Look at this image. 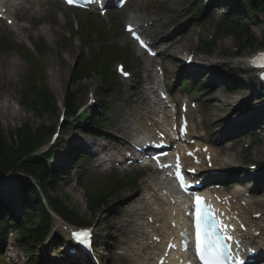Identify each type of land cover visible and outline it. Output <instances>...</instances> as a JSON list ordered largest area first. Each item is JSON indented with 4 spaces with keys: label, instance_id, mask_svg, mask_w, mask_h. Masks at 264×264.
Returning <instances> with one entry per match:
<instances>
[{
    "label": "rangeland",
    "instance_id": "rangeland-1",
    "mask_svg": "<svg viewBox=\"0 0 264 264\" xmlns=\"http://www.w3.org/2000/svg\"><path fill=\"white\" fill-rule=\"evenodd\" d=\"M156 1V0H152ZM208 2V0H207ZM205 4L204 2L198 3V9L203 8ZM43 7L44 12H42L39 16H29V15H21L19 20V27L24 28L26 30V33H20L18 30H14L12 27H8L5 23L0 22V40H7L12 41L14 45L20 46V47H27L32 49V45L38 46L39 44L43 43L45 47L41 46L42 51L41 53H34L37 57V62L41 65V71L44 74L43 82L45 80V84L48 86V88L51 90L52 95L55 97L56 103L58 102V113L56 115H47V114H40L37 111H34L29 108H25L21 104V90L24 88V83L27 80L28 77V65L25 61L24 57H20L17 52L15 51H1L0 52V62H2L7 68L9 67H18V73L17 75H14L11 79L4 78L0 75V120L1 125L3 128L4 133L7 134L15 129H18L22 127L24 124L28 123L32 129L36 130L39 127L46 126V127H55L57 128L59 126V117L62 114V106L63 102L65 100V97L69 91H78V103L80 105H84V103L87 101V94L91 91H96V99H101L102 102L107 103L108 105V115L107 119L109 122L106 124V126H110V129H108L112 134L120 135V130L118 128L117 124V113L125 107L123 106V101L120 98L121 91L126 90L125 87L119 86V90H117L116 94L113 98L107 99L104 98V95L101 94L102 87V80L98 77H93L92 80L84 82L82 84H79L78 86H71V78L73 73V68L75 65V61L80 55V51L82 48V43L80 41V35H81V28L85 27L89 29V35L90 40L92 43L96 44L98 41L99 30H104V35L108 39H112L118 44V48L120 50H129L134 51L135 48L132 47L129 42L128 36L123 32L124 25L129 22V18L127 20H124V14L121 16L120 20L116 24L109 23L107 21H104L100 18H96L94 16H89L92 19L96 20V24L88 23L84 21L83 16H71L70 21L71 25L67 24V27L61 26V28L56 29H50V22L53 21L59 14L56 8L50 7ZM166 8V7H165ZM213 8V7H212ZM140 9V5L137 4L133 7V9L128 10V16H132L133 14H136L138 10ZM167 9L170 11L177 10V13H183L186 14L190 10V4L187 2V0H169V3L167 5ZM154 6H143L141 11H147L153 14L155 17H158L159 14H155ZM224 13V11L216 10L213 12V18L212 22L208 24L207 21L201 20L200 26L198 28H192L188 26L187 28V38H184L182 44L185 45L186 48L185 51L188 50L189 46L192 49L191 51H195L194 53L200 51L199 49V42L198 40H201V37L204 38V40L208 39L212 34V26H215L217 23H219V15L220 13ZM162 13V12H161ZM123 20V22H122ZM262 22L260 25H257L256 23L250 24V31L253 36V38L256 40V42L260 43L262 40V37L264 36V21L260 19ZM186 24V23H185ZM120 26L121 28L117 27ZM79 29V30H78ZM9 36V38H8ZM32 44V45H31ZM237 43L233 38L227 37L223 40H219L216 46V49L213 52V55L208 57L205 55H201V60H203L206 63L215 64L213 68H216L219 66H225L230 69H235L237 71H244L245 65L241 61V59L246 60L248 58H251L249 54L255 53V50L250 49L249 47L246 48L242 52V57L240 59H233L231 58V53L236 51ZM183 50V49H182ZM264 50V49H263ZM190 52V53H192ZM181 53L183 51H179L177 53L171 54V60H177V57H181ZM253 53V54H254ZM193 54V53H192ZM139 56L137 52H133L132 55V64L134 62L140 63L142 60H138ZM52 66V67H51ZM216 69V72H218L221 75H225L224 71H220ZM212 71L211 69H209ZM5 71H8L7 69ZM56 71V72H55ZM208 70L204 71V78L200 77L205 81V84L208 85L211 83V78L214 72H206ZM61 74H59V73ZM176 75H180L179 77H182V74H180V70L177 69L174 71ZM235 78L237 80L242 82V88L244 89V85L248 88H252V86L256 85L257 83L255 80H251L247 74L241 75L240 73L236 72ZM193 75V74H191ZM178 77V76H177ZM193 77V76H191ZM172 84L177 82V79L175 76L173 77ZM228 79V78H227ZM136 82V79L129 82V84H133V82ZM236 81V79L234 80ZM234 81H232L234 83ZM253 81V82H252ZM41 84V82L39 81ZM44 84V83H43ZM190 84V82H189ZM235 85V86H234ZM230 86V85H229ZM229 86H218L213 87L211 90L204 89L205 92L202 94V96H198L199 101L204 99L206 94H209L211 92H215V94L212 97V105L204 104L203 102H198L201 106V111L203 114V117H205L209 113L208 121L205 124V127L208 128V126H216L222 124V122L225 120L227 116L234 115L235 111L234 108L237 107V98H240L239 96L243 95L242 97H247V92L244 91H235L234 93L229 92L226 90ZM234 86L233 88H236V84H232ZM128 88V87H127ZM231 88V87H230ZM238 92V93H237ZM207 101V98H205ZM253 99V98H252ZM250 100V102L252 101ZM204 101V100H203ZM118 102V103H117ZM205 102V101H204ZM206 103V102H205ZM230 104L232 107H227V105ZM249 104V102H248ZM247 104V105H248ZM260 106L264 107V104H259L257 108ZM4 107H11L12 111L10 109H2ZM228 108V109H227ZM256 108V109H257ZM110 110V111H109ZM1 112L4 113V115L7 117L8 120H6ZM233 112V113H232ZM14 115V118H13ZM233 117V116H231ZM227 125H223L220 127L216 132L225 130ZM264 132H262L260 137V142L258 144H254L252 151L249 153V156H251V160L256 161L259 160L261 157L264 159ZM105 137L103 138L101 145L107 144V142L110 140L109 138H106L109 133H101ZM80 139L81 141H84L89 144H93L92 142L88 140H84L81 136H77L75 132H64V135L60 141V146L62 147V150L65 148H69L70 146L75 145L74 140ZM250 141L245 140L241 146L238 147V150H236V154L239 157L237 164L234 166L235 169L239 168V160L240 158L244 157L246 158V152H245V146L249 144ZM241 149H244L243 151H240ZM44 151V150H43ZM256 151H259L260 153H255ZM255 153L256 155L252 154ZM62 153V152H61ZM64 159L70 158V155H67L65 151H63ZM258 158V159H257ZM81 168L88 167V164L83 163L81 165ZM81 173V172H80ZM116 176H119L121 179L126 181L127 185L130 186L125 191L118 194L112 201L113 203L107 209H103L101 212L96 213L94 215H91L87 212L86 206H85V200L83 197V192L78 187L77 183L79 181H86V183H95L99 184L102 182H105L106 179L109 178L110 175L100 174V175H93V173L90 174H84V177H82L80 180H78L76 177L73 178L70 177V179H65L62 182V187L58 190L57 196L61 197L63 201L66 202V204L81 213L84 217L87 218L88 222L90 223V226H97L99 224L98 233H99V242L100 245L103 246L105 244V240L107 238H110V246L120 245L122 246L127 240H128V231L130 230L129 221L131 219V212L129 213V207L131 208L136 203V197L138 196V190L141 188L142 185L136 186L134 182L136 181V178L140 176L142 173H138L137 171L133 170L131 173H116ZM114 176V175H112ZM111 176V177H112ZM22 177L17 175L12 178H8L6 180L14 181L20 184H23L21 181ZM254 183V182H253ZM137 194V196H136ZM264 199V196L261 198ZM131 200L132 204L127 205L129 201ZM113 208L118 209V212L111 211ZM113 209V210H115ZM113 215V216H112ZM16 217L20 220H23V216L21 214H16ZM105 220H107L105 222ZM108 222V223H107ZM136 222V221H134ZM133 223V222H132ZM136 224H131V228L135 226ZM122 231L126 232V235H123ZM52 253L55 255V250L58 251V248H60V245H58L56 242H53L51 244ZM16 247V246H15ZM17 248V247H16ZM17 254L20 257H24L27 259V253L26 251H23V249L18 248ZM59 251L64 254L65 251L63 249H59ZM105 252L104 248H101V253ZM105 259L107 258V261L117 263L120 261V259H117V254L113 253V257L116 260H112L111 256L108 257L109 253L105 254Z\"/></svg>",
    "mask_w": 264,
    "mask_h": 264
},
{
    "label": "bare ground",
    "instance_id": "bare-ground-1",
    "mask_svg": "<svg viewBox=\"0 0 264 264\" xmlns=\"http://www.w3.org/2000/svg\"><path fill=\"white\" fill-rule=\"evenodd\" d=\"M37 6L39 5L35 1L23 0V3L19 5L17 9L26 12V10L32 11ZM175 44L176 42L171 43L169 48L170 54L180 51L183 48L182 45L175 46ZM245 62L247 63V61ZM172 64L174 63L173 62L170 63L171 66H173ZM207 65L209 64L207 63ZM6 69L8 71H5ZM17 73H18L17 66L7 68L2 62H0V75L2 77L11 79L12 77H14V75H17ZM147 79L149 81L151 80L149 76H147ZM213 84L214 85L218 84V81H215ZM138 91H139L138 94H133L132 95L133 97L128 96L126 100L127 102H129V104H131V100L134 98L135 104L137 106L142 105V106H146V108L144 109L143 113L133 112V115L130 118H128L127 121L137 125V130L139 132H143V133L146 132L147 136L154 139L155 130H157L158 128H165L166 127L165 122L164 121L160 122L159 116L155 114V111L150 107V105L148 106L149 100L154 94V91L148 88ZM212 97L213 95H211L210 99H212ZM238 100L239 98H237V101ZM2 109H10V111H12L11 107H4ZM1 114L6 120H8L3 112H1ZM241 114L237 116L240 117ZM256 114H260V111ZM152 116L153 117L155 116V118H153ZM207 119L208 118H206V120ZM190 120L192 121L191 112H190ZM231 120L232 118L228 117L229 128L226 129L224 133H221L220 135H231L235 133V128L238 125V123L237 124L232 123ZM190 128H191V124H190ZM120 129L123 133H125L127 131L126 123H124V125H122ZM213 136L218 137V134H214ZM118 138L120 139L118 140V142L124 140L122 136H118ZM211 152L213 153V155H215L214 150H212ZM218 152L223 156L225 155L228 162L234 161L236 159L234 151L232 150L230 151L229 148L227 147H222ZM255 153L259 154L260 152L256 151ZM257 154H255L256 157ZM214 163H215V168H217L218 166L215 159H214ZM263 174L264 171H261L260 174L256 176H262ZM218 177L225 178L224 176H218ZM246 179L249 180L248 178ZM210 180H216L218 182H224V183L230 182V180L222 179L221 181V179L218 178H211ZM14 183H15L14 181H11L8 182V185ZM260 185L261 183L256 181V187ZM164 190L165 189L163 187V184L156 183L154 181L153 184L146 186V195L144 198H140L139 200L140 204L137 207L138 209L137 211H139L140 213L138 214L140 217L139 221H143V222H142V228H140L139 231L137 232L138 237L135 239L136 242L135 241L133 242L135 247L134 248L128 247V253L126 254L125 257L128 259L129 264H156L160 259V256L163 255L161 251L165 249L166 245L169 242V239L175 238L173 237L172 234L173 232V229L171 228L172 223H177L178 225L185 224L184 220L179 217L178 214L179 209L173 208L169 203V200L167 198H163L162 194L164 193ZM3 197L12 205H16L18 203L19 195L14 188L9 189L8 193L4 194ZM230 198L231 200L228 201L230 203L229 207L232 210L234 209L233 217H238L242 219L246 225L248 223V228L251 236H253L252 230L254 228H256L257 231H260L264 235V222L262 220L256 221L252 219L250 214L252 213L253 209H256V207H260L262 203H260L259 201L251 202L247 205V208H245L241 205L242 202L246 201L245 196L242 193L234 192L230 196ZM173 212H175L177 215L176 219L172 218ZM240 212L242 214H240ZM59 224L60 223H58L59 228H62V226ZM132 234H134V231H132ZM158 238L161 239L159 243L157 242ZM256 240L257 239H253L252 237V240L249 241L252 244H255L254 246L260 247L263 243H257Z\"/></svg>",
    "mask_w": 264,
    "mask_h": 264
},
{
    "label": "trees",
    "instance_id": "trees-1",
    "mask_svg": "<svg viewBox=\"0 0 264 264\" xmlns=\"http://www.w3.org/2000/svg\"><path fill=\"white\" fill-rule=\"evenodd\" d=\"M240 4L246 5L251 13H253V20L257 19V16L261 13L264 17V0H239ZM246 34V31H241L237 28L236 37L242 44V46L248 45L253 47L255 42L251 37H247L245 40H242V35ZM264 42V37H263ZM105 72V75H108V72L105 70V67L100 65H94L91 71L84 70L77 71V75L75 77V82L82 81L83 79H88L92 76V74L100 75ZM106 75V76H107ZM77 84V83H75ZM34 105L43 113L53 114L55 113L56 107L53 98L47 89L36 90L33 92ZM67 112L69 115H76L78 106L76 104V97L73 95L71 97H67ZM47 130L44 128L39 132H32L31 130H20L17 133L18 143H13L12 149L8 146L5 136L2 134L0 129V174L6 173H22L28 177H31L35 181L39 183L41 190L45 193L49 191H56L58 186V182L53 180L51 183L50 176L48 174L46 168V162L44 160H36L34 161L30 158L29 154H31L42 142L47 138ZM23 159H25L23 161ZM30 191L27 193V199H29V203L32 204L33 208L37 211H41L45 222L49 220L47 212L44 206L41 203V199L39 197L38 191L33 184H29ZM107 193L97 194L93 197L88 195V207L93 210H99L103 205L106 204ZM50 203L55 209H61V204L58 201H54L50 198ZM62 213L64 215L70 214L69 211L62 208ZM34 215H29V220L32 221ZM76 221L81 224L84 221L80 217H76ZM40 236V235H37Z\"/></svg>",
    "mask_w": 264,
    "mask_h": 264
},
{
    "label": "snow or ice",
    "instance_id": "snow-or-ice-1",
    "mask_svg": "<svg viewBox=\"0 0 264 264\" xmlns=\"http://www.w3.org/2000/svg\"><path fill=\"white\" fill-rule=\"evenodd\" d=\"M68 3H74L75 0H67ZM131 31V29H129ZM134 34V33H133ZM135 35V34H134ZM139 40V37H136ZM143 46V44H142ZM181 180L182 187L185 186L183 182V177H179ZM196 228H197V249L200 256V259L203 261V264H224V260L231 255V253L225 254L220 250V246L216 242L205 243L204 241V230H203V207L202 202L199 197L196 198ZM74 237L78 239V241L87 246L89 245V237L90 233H75ZM83 237V239H80ZM230 238V237H229ZM242 264V262H241Z\"/></svg>",
    "mask_w": 264,
    "mask_h": 264
}]
</instances>
